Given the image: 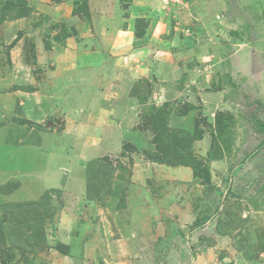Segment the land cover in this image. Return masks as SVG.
I'll return each mask as SVG.
<instances>
[{"label":"rangeland","instance_id":"rangeland-1","mask_svg":"<svg viewBox=\"0 0 264 264\" xmlns=\"http://www.w3.org/2000/svg\"><path fill=\"white\" fill-rule=\"evenodd\" d=\"M45 3L0 0V18L13 19L21 7L20 14L29 17ZM166 5L165 15L172 25L178 24L176 39H189L174 51L177 57L170 53L168 64L179 72L171 68L169 79L161 82L154 76L153 84H144L135 110L129 105V94L123 96L128 102L122 108L134 118L132 125L119 122L129 130L121 150L91 160L94 148L88 147V140L74 143L76 152L69 151L72 169L81 174L85 168L86 186L88 182L93 186L81 201L70 206L63 195L66 191H50L29 204L0 203V264H79L82 260V264H185L187 249L189 264H264V188L260 187L264 184V0H180L171 10ZM115 73L104 74L105 83L121 86ZM162 93L171 98L160 108L168 117L159 116L153 123L160 114L153 103H160ZM175 115L185 117L184 123H175ZM112 120L111 127H117L116 116ZM95 128L101 137L102 122ZM162 132L170 135L166 147L186 158L193 155L209 166V172L195 175L188 167L190 181L171 178L160 183L156 193L166 197L160 202L154 198L148 207L139 205L145 199L140 186L155 174L150 162L165 147L158 144ZM143 133L152 138L149 150L139 137ZM190 136L199 140L188 144ZM12 144L0 142L5 166L25 154ZM152 146L155 150L150 151ZM176 152L169 157L175 160ZM209 153L217 158L209 160ZM63 155L61 159L71 163ZM96 160L100 165L95 164L92 172L89 164ZM17 185L10 184L5 191ZM258 198L254 207L251 201ZM221 218L231 238L217 233ZM227 218L234 224L226 225ZM143 246L148 252L141 250Z\"/></svg>","mask_w":264,"mask_h":264},{"label":"crops","instance_id":"crops-1","mask_svg":"<svg viewBox=\"0 0 264 264\" xmlns=\"http://www.w3.org/2000/svg\"><path fill=\"white\" fill-rule=\"evenodd\" d=\"M43 1L46 3L39 4L33 15L0 25V142L14 143L12 146L19 154L25 153L20 160L5 166L4 149L1 150L2 204H29L50 191H66L63 195L70 206L81 201L87 194L89 176L85 168L81 174L72 169L74 161L69 151L76 152L74 143L88 140V147L94 148L91 160L108 155L109 150H121L127 143L125 132L129 130L119 122L132 125L134 118L122 108L123 104L129 99V105L135 110L144 84H153L155 77L161 82L169 79V69L177 71L168 64L170 56L177 57L179 53L174 51L189 41L176 39L178 24L172 25L171 17L165 15L166 4L170 10L172 5L177 6L175 3L179 5L174 0ZM42 20L48 24H41ZM111 70L117 72L121 86L105 83L104 74L112 73ZM126 92L130 98L123 100ZM112 94L114 97L110 98ZM162 95L160 103H153L157 109L171 100L168 93ZM115 116L117 127H111ZM177 118L175 123L180 125L186 119ZM97 122L108 129L106 133L102 129L101 137L97 136ZM144 135L139 137L149 150L148 141L152 138ZM153 150L154 146L150 151ZM63 154L71 163L61 159ZM150 163L157 179L153 175L140 186L145 189L141 196L145 199L139 205L148 207L154 198L160 202L166 197L164 193H156L160 183L171 178L181 182L191 180L188 167ZM30 178H37L38 182L30 183ZM130 179L132 187H136L134 177ZM10 184L18 185L6 192ZM18 194L23 197L18 198ZM126 215L133 218V213ZM222 236L231 238L228 234ZM142 249L148 252V247ZM184 259H191L188 249ZM186 260L183 262L189 264Z\"/></svg>","mask_w":264,"mask_h":264},{"label":"trees","instance_id":"trees-1","mask_svg":"<svg viewBox=\"0 0 264 264\" xmlns=\"http://www.w3.org/2000/svg\"><path fill=\"white\" fill-rule=\"evenodd\" d=\"M20 9H24L23 7H21V8H19L18 9V11L17 10H15V11H17V14L16 15H14L15 17H13V19L14 18H22V17H24L25 16V14H27V13H25V14H20V12H19V10ZM25 9H27L26 8V6H25ZM4 13H6V12H4ZM8 19H12V17H10V15H7L6 17H2V18H0V24H2L3 22H5V21H7ZM164 109V108H163ZM158 111H159V113L160 114H157V116H155V118H153L152 119V121H153V123H156L157 121H159L160 119H159V116H163V115H167V113H164V111L162 110V109H158ZM167 117H168V115H167ZM158 129L159 128H157L156 129V133H158ZM228 129V126L225 128V129H222V131H225V130H227ZM162 134H163V139L162 140H160L159 141V145H161V144H165V147L164 148H159L160 150L162 149V151H161V155L160 156H158L157 155V157L155 158V162L156 163H161V164H168L169 166H186V167H190L192 170H193V172H194V174L195 175H199V173H201L202 174V176H203V173L202 172H205V173H207L208 174V172H209V166H204L203 164H202V162L201 161H198L197 160V158L196 157H193V155H189V157L188 158H186V157H183V155H181L180 153H177L176 151H174L172 148H169V147H166V140H168V138L170 137V135H164V133L162 132ZM157 136L158 137H160V135H159V133L157 134ZM196 140H199V138L198 137H195V136H190L185 142L186 143H188V144H192V143H194ZM182 143H183V139H182ZM158 149V150H159ZM173 152H176L175 153V157H176V159L174 160V159H172L171 157H169L170 155H168V154H170V153H172V154H174ZM183 158V159H182ZM217 157L213 154V153H209V160H214V159H216ZM157 160V161H156ZM159 161V162H158ZM98 163H100V161H94L93 163H90L89 164V168L91 167L92 168V172H93V167L95 166V164H98ZM98 165H100V164H98ZM260 187H262V188H264V184H262ZM92 189H93V186L90 184V182H88V186H87V192H90V191H92ZM215 189V188H214ZM230 192V191H229ZM219 193V192H218ZM231 193V195L233 196V197H236V198H240L241 197V195H238V194H235V193H233V192H230ZM263 193V192H262ZM258 195V194H257ZM253 196V195H251V197L250 198H252V197H259V195L258 196ZM42 198H44V196H42L41 198H40V200L42 199ZM225 199L227 200V197H225ZM264 199V198H263ZM259 202V198L258 199H256L255 201L253 200V201H251V203L254 205V207H257L256 206V204ZM222 223H223V225H222ZM201 223H198V225H200ZM229 224L230 225H232V224H234V221H232V220H229V218H227V220H226V225H228L229 226ZM225 224H224V222H223V219L221 218L219 221H218V223H217V232L219 233V234H221V235H224V234H228L227 233V231L225 230Z\"/></svg>","mask_w":264,"mask_h":264},{"label":"built area","instance_id":"built-area-1","mask_svg":"<svg viewBox=\"0 0 264 264\" xmlns=\"http://www.w3.org/2000/svg\"><path fill=\"white\" fill-rule=\"evenodd\" d=\"M178 3H180V0H177Z\"/></svg>","mask_w":264,"mask_h":264}]
</instances>
